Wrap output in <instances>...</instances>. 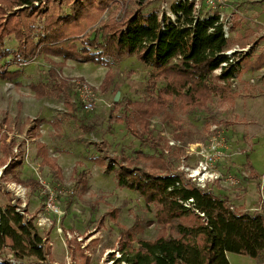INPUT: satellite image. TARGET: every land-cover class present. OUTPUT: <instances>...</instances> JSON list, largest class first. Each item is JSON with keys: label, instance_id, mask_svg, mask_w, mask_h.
I'll return each instance as SVG.
<instances>
[{"label": "rangeland", "instance_id": "rangeland-1", "mask_svg": "<svg viewBox=\"0 0 264 264\" xmlns=\"http://www.w3.org/2000/svg\"><path fill=\"white\" fill-rule=\"evenodd\" d=\"M179 1L119 0L105 12L103 20L111 16L120 22L140 8L144 12H157L162 20L165 17L173 19L171 5ZM36 7L46 10L44 2H37ZM63 9L67 13L70 11L69 6ZM224 11L233 20L230 33L233 47L227 54L237 50V58L247 53L252 59L264 56V0H238ZM94 36L95 33L90 34L91 38ZM16 47L13 37L6 39L7 49L12 51ZM8 61L9 58L1 64ZM52 62L56 68L40 54L28 63L6 66L9 71L20 70L15 80L0 78V134L13 148L6 163L16 161V177L38 183L25 186L14 182L11 176L4 179L6 167L0 165V208L19 204L26 219L34 220L40 235L49 233L55 263L68 264L67 256L70 255L78 264H84L83 257L91 259L90 264H126L117 263L122 257L119 251L121 227L131 228L138 222L143 229L137 235L139 240H154L160 234L155 207L148 208L137 192L117 188L115 174L106 166L110 157L132 158L137 162L133 166L149 171L151 164L140 161L138 153L163 155L170 172L197 184L193 173L206 154L217 153L212 172L219 178L214 182L206 180L203 190L230 193L239 200L236 206L241 209L235 210L258 211L264 215V68L244 71L231 82L233 102L214 97L205 110L190 114L179 111L175 122H167L162 117L152 119L151 142L160 143L154 147L156 143L136 140L125 124L115 121V116L126 115L123 107L126 101H142L149 97L147 86L151 70L148 67L135 57H126L120 63L110 62L114 80L104 91L100 84L107 68L72 60L63 64L61 58L52 59ZM63 79L70 85L55 88ZM78 82L87 84L95 97L92 111H86L78 99ZM37 84L46 87V95L32 90L31 86ZM117 93L120 97L115 101ZM115 104L121 106L118 111ZM180 122L186 133L184 136L178 124L176 127ZM1 135L0 161L5 159ZM40 143L61 167V180L42 164L37 153ZM99 157L105 164H100ZM247 157L253 172L245 164L241 165ZM253 173L259 180L252 176ZM81 176L87 182L86 187L77 183ZM231 180L238 184H232ZM114 210L117 223L109 214ZM73 239L80 244L74 257L69 249V241ZM11 255L8 253L7 257ZM228 259L230 264H264V254L257 262L232 253L228 254ZM31 261L33 259L28 258L24 263Z\"/></svg>", "mask_w": 264, "mask_h": 264}, {"label": "trees", "instance_id": "trees-1", "mask_svg": "<svg viewBox=\"0 0 264 264\" xmlns=\"http://www.w3.org/2000/svg\"><path fill=\"white\" fill-rule=\"evenodd\" d=\"M118 1L0 0V78L15 80L20 70L9 71L6 66L22 65L42 54L55 68L52 58L63 59V64L73 60L107 68L100 85L107 91L114 80L110 62L120 63L126 57H135L151 70L147 86L149 97L142 101H126L123 105L126 115L115 116V121L125 124L136 140L156 143L154 147H157L158 141L151 142L152 119L162 117L167 122H175L179 111L190 114L205 110L214 97L233 102L231 82L244 71L264 67L262 55L255 59L248 53L239 54V58L238 52L228 55L233 41L225 37L219 17L196 18L190 2L172 4L173 19L165 17L162 20L157 12H144L140 8L120 22L111 16L103 20L105 12ZM37 2H44L46 10L37 8ZM65 6H69L68 13L63 9ZM92 33H95L93 38L90 37ZM11 37L17 42L12 51L6 48V39ZM8 58L9 61L2 65ZM67 83L63 79L55 88L67 87L70 85ZM31 88L39 95H46L44 85ZM114 107L116 111L121 108L118 104ZM177 124L180 134L185 133L182 123H176V127ZM1 136L5 159L0 165L6 167L3 178L11 176L17 184L36 186L38 183L33 180L23 181L16 177V161L11 160L7 165L13 148ZM38 147L42 164L61 180L62 169L57 161L49 156L44 144ZM137 157L151 164L149 171L133 166L136 160L124 156L110 157L106 166L115 174L118 189L135 191L143 197L148 208L155 207L160 234L154 240H139L137 235L143 229L138 222L131 228L121 227L119 251L122 257L117 263L230 264L229 253L255 260L264 254V215L258 211H233L227 198L202 190L186 181L183 175L170 172L163 155L138 153ZM97 160L105 164L103 158ZM245 165L254 171L249 158ZM252 176L259 180L254 173ZM81 178L83 176L77 183L86 187L87 182ZM259 189L261 191L260 184ZM19 208V204L0 208V264H15L7 262L8 253L16 261L31 258L30 264H55L49 233L40 235L34 220H27ZM109 214L117 223V211ZM134 244L137 247H133ZM79 245L76 239L69 241L73 257ZM83 262L90 264V259L83 257Z\"/></svg>", "mask_w": 264, "mask_h": 264}, {"label": "built area", "instance_id": "built-area-1", "mask_svg": "<svg viewBox=\"0 0 264 264\" xmlns=\"http://www.w3.org/2000/svg\"><path fill=\"white\" fill-rule=\"evenodd\" d=\"M181 1L190 2L193 4L194 15L196 16V18L204 19L211 16H218L220 22L223 24V31L225 37L228 39L230 38V33L233 26V20L231 16L228 17L226 16V12L224 10L238 0H181ZM233 51L238 52L237 50H233ZM77 95L80 103H82L86 111H92L94 109L95 97L92 94V91L87 84L78 82ZM216 157H217V153L214 152L211 154H206L204 160L201 161V163L199 164L197 171L193 173L192 177L197 179V184L195 185L198 188L203 190L207 186L206 180L213 179L214 182L215 179L217 180L219 178L218 175H215V173L212 172V170L214 169L213 166L216 163ZM189 181L192 182V180L190 179ZM231 183L238 184V182H235L233 180H231ZM231 209L233 211L235 210L233 207ZM18 211L22 213L20 209H18ZM6 259L7 262L9 263L25 264L22 261H16L13 255H11V258L7 257ZM67 260H68V264H76L69 257L67 258ZM1 261L2 259L0 258V262Z\"/></svg>", "mask_w": 264, "mask_h": 264}, {"label": "crops", "instance_id": "crops-1", "mask_svg": "<svg viewBox=\"0 0 264 264\" xmlns=\"http://www.w3.org/2000/svg\"><path fill=\"white\" fill-rule=\"evenodd\" d=\"M249 45H251V44H249ZM233 47V46H232ZM258 57V56H257ZM53 60H57L58 58H52ZM60 59V58H59ZM70 60H68V61H66L65 62V64H68L67 62H69ZM73 61V60H72ZM62 62H63V59H62ZM264 68V67H263ZM262 68V69H263ZM255 71H259V70H255ZM107 72V71H106ZM105 77V76H104ZM104 77H103V79H104ZM103 81V80H102ZM102 83V82H101ZM101 85V84H100ZM246 162H244V163H241V165H243V164H245ZM262 178L263 177H261V180H260V183H261V181H262ZM213 193L216 195V196H219V197H222V198H227L230 202H231V204L233 205V208L234 209H241V208H239V207H237L236 206V203L237 202H239V200H237V199H235V197H233L234 195H230V193H227V192H224L223 194H221V193H218V192H216L215 190H213ZM227 193V194H226ZM234 194V193H233ZM247 211V210H246ZM70 258V255H68L67 256V258ZM72 261H73V259L72 258H70ZM253 261H255V259L253 260ZM73 262H75L76 264H78V262L76 261V260H74ZM90 262H91V259H90ZM256 262H257V260H256ZM55 264H57V263H55ZM253 264H255V263H253Z\"/></svg>", "mask_w": 264, "mask_h": 264}, {"label": "water", "instance_id": "water-1", "mask_svg": "<svg viewBox=\"0 0 264 264\" xmlns=\"http://www.w3.org/2000/svg\"><path fill=\"white\" fill-rule=\"evenodd\" d=\"M236 51H233V52H231L230 54H233V53H235ZM230 54H228V55H230ZM119 97H120V93H117V95H116V97H115V101H118L119 100Z\"/></svg>", "mask_w": 264, "mask_h": 264}, {"label": "bare ground", "instance_id": "bare-ground-1", "mask_svg": "<svg viewBox=\"0 0 264 264\" xmlns=\"http://www.w3.org/2000/svg\"><path fill=\"white\" fill-rule=\"evenodd\" d=\"M198 175V174H197Z\"/></svg>", "mask_w": 264, "mask_h": 264}]
</instances>
